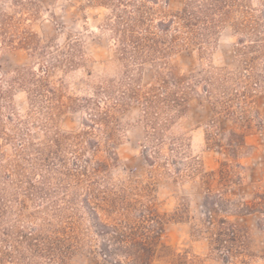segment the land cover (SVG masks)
Segmentation results:
<instances>
[{"label": "rangeland", "instance_id": "rangeland-1", "mask_svg": "<svg viewBox=\"0 0 264 264\" xmlns=\"http://www.w3.org/2000/svg\"><path fill=\"white\" fill-rule=\"evenodd\" d=\"M257 111L264 0H0V264L124 262L112 197L158 220L151 264H264Z\"/></svg>", "mask_w": 264, "mask_h": 264}, {"label": "trees", "instance_id": "trees-1", "mask_svg": "<svg viewBox=\"0 0 264 264\" xmlns=\"http://www.w3.org/2000/svg\"><path fill=\"white\" fill-rule=\"evenodd\" d=\"M173 78L178 81L175 76H173ZM152 90L155 91L156 89L153 88ZM150 103H152V101H150ZM242 108L246 109L244 106H242ZM256 114L259 120V127H264V118L261 117V114L258 111ZM242 118L244 119V115ZM246 125L248 126L249 124ZM230 143L232 149L235 151L242 145V142ZM155 153H158V150L150 149L148 151L149 155L147 160L152 165H155L157 160ZM230 172L231 169L227 167H221L219 169V173L222 175L221 177L226 176L229 178ZM213 174L214 172L207 173L206 176H212ZM258 197L260 200L256 203V207L264 213V193L258 194ZM106 202L109 205V209H107L108 211L114 209L120 211L121 208L126 210V212L121 214L123 216L120 218V222L115 221L108 226L111 229L109 232L110 236L108 237V241L110 242L109 246L111 248L108 250V255L114 257L119 255V251L124 254L126 258L125 261L120 262L114 258L115 264H151L154 255V246L152 242L156 231L155 226L159 223L158 220H156L155 215L149 210L148 213H143V217L140 221H133L129 216L132 209L130 206L132 207V204L119 201L116 197L109 198ZM215 203L217 205H222L225 202L222 198H218ZM97 205L100 206L99 204ZM154 222H156V225ZM219 224L221 225V229L215 232L216 236L214 240L217 247L225 253V259L232 261V258H234L233 253L238 251V248L234 245L239 239L238 230L233 223L226 219H220Z\"/></svg>", "mask_w": 264, "mask_h": 264}]
</instances>
